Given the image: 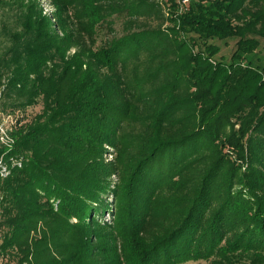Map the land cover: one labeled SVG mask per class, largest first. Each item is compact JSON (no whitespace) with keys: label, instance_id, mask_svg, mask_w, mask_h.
<instances>
[{"label":"trees","instance_id":"trees-1","mask_svg":"<svg viewBox=\"0 0 264 264\" xmlns=\"http://www.w3.org/2000/svg\"><path fill=\"white\" fill-rule=\"evenodd\" d=\"M262 39L264 0H0V264H264Z\"/></svg>","mask_w":264,"mask_h":264},{"label":"rangeland","instance_id":"rangeland-1","mask_svg":"<svg viewBox=\"0 0 264 264\" xmlns=\"http://www.w3.org/2000/svg\"><path fill=\"white\" fill-rule=\"evenodd\" d=\"M46 9L47 10L51 9L50 5L47 2H46ZM118 28L121 30L122 27L120 24L118 25ZM212 42L217 43L221 46L222 51L218 57L224 56V58L226 60H229L231 58L232 53L236 49V40L235 39L228 40L227 42H225L223 40H214ZM259 54L264 57V39H262V45H261V49H260ZM40 109H41V105L29 109L28 113L30 115H32V114L36 113L37 111H39ZM6 122H7V120L4 122V124ZM106 217L109 220H112V218L110 217L109 214H107ZM183 264H209V263L201 260V261H188V262L183 263Z\"/></svg>","mask_w":264,"mask_h":264},{"label":"built area","instance_id":"built-area-1","mask_svg":"<svg viewBox=\"0 0 264 264\" xmlns=\"http://www.w3.org/2000/svg\"><path fill=\"white\" fill-rule=\"evenodd\" d=\"M189 0H183V2H188Z\"/></svg>","mask_w":264,"mask_h":264}]
</instances>
